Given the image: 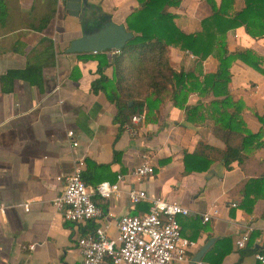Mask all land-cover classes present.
<instances>
[{
	"label": "crops",
	"instance_id": "obj_1",
	"mask_svg": "<svg viewBox=\"0 0 264 264\" xmlns=\"http://www.w3.org/2000/svg\"><path fill=\"white\" fill-rule=\"evenodd\" d=\"M1 1L0 264H81L75 239L95 223L66 222L52 205L62 186L58 177L70 174L77 165L88 186L100 181L118 185V192L107 198L92 197L110 237H114L119 215L147 210V201L129 204L126 191L134 186L148 196L187 208L177 221L181 236L195 246L185 261L173 264H211L220 253L217 264H259L253 249L264 251V147L242 152V162L232 161L228 169L207 152L205 170L184 169L185 160L188 165L191 160L186 155L197 142L218 150L226 146L227 129L216 120L217 109L211 107L224 93H212L203 81L217 69L215 41L213 52L202 59L168 45V65L182 73L178 103L172 100L176 89L172 78L155 105L142 107L141 120L128 122L134 133L124 127L118 132L114 104L90 89L97 77L96 52H65L69 41L80 35L78 19L66 15L56 0ZM86 1L124 27L126 16L141 5L140 0ZM212 1L216 7L221 2ZM243 6V0H229L223 8L231 15ZM167 11L185 34L201 32V21L212 13L206 0H179ZM224 42L230 52L250 51L264 70V35L250 36L239 25L225 31ZM100 53L109 62L108 52ZM18 71L20 75L12 74ZM103 71L109 75L110 67L103 66ZM228 71L225 95L243 103L238 116L249 131L263 130L264 143V126L257 119H264V75L237 58ZM147 96L154 100L151 88ZM193 106L197 110L187 118V108ZM231 111L226 108L224 112ZM68 130L73 132L75 146L66 136ZM239 140L237 134L226 143L233 146ZM143 161L153 167V173L129 179L127 172ZM117 175L121 176L118 181ZM212 209L216 214L203 221L202 216ZM242 233L248 234V240L237 248L235 240ZM210 238L209 247L193 262L195 252ZM214 245L216 250H211Z\"/></svg>",
	"mask_w": 264,
	"mask_h": 264
},
{
	"label": "trees",
	"instance_id": "obj_2",
	"mask_svg": "<svg viewBox=\"0 0 264 264\" xmlns=\"http://www.w3.org/2000/svg\"><path fill=\"white\" fill-rule=\"evenodd\" d=\"M140 1V7L125 18V28L132 33V37L126 40L123 47L114 54L113 58L109 59V62L105 60L102 53H95L98 59L97 77L90 83V89L94 93L101 92L108 101L114 104L116 108L114 121L118 124V132L121 131L123 124L129 122L132 115H139L144 105L149 109L150 103L153 104L158 100V96L172 81V78L176 86L172 100L176 104L182 86V73L175 72L169 67L166 51L168 45L177 46L202 59L213 52L215 41L217 69L214 73L205 75L203 81L206 84L209 83L212 93H224L222 99L211 102V107L217 109L216 120L227 129L225 137L223 136L226 146L224 150H218L197 142L195 150L186 155L191 160L189 165L185 160L184 169L185 171L205 170L209 161L203 158L207 155L216 157L228 169L232 161L236 164L242 162V152H249L260 146L264 147L261 141L263 130L249 131L238 116L243 103L240 100L232 101L228 95H225V87L229 81L228 68L233 59L241 60L263 75L264 70L258 66L256 58L250 51L230 52L226 49L224 42L225 31L239 25L244 26L250 36L264 35V0H243V8L231 15H227L223 8L229 0H221L217 7L212 0H206L212 13L209 18L201 21V32L195 34L182 33L172 22V14L167 11V8L177 5L179 0ZM3 11L4 6L0 0V17ZM103 66L110 67L109 75L104 73ZM12 74L20 75V72ZM149 88L155 96L152 101H149L147 96ZM129 101L130 105H128ZM179 106L182 105L179 104ZM226 108H232V111L224 112ZM187 109V118H189V115L197 110V106ZM257 119L264 126V119L259 116ZM237 134L240 138L237 145L232 146L226 143V140H232ZM206 152L207 155H204ZM85 164L90 169V162L86 161ZM91 166L95 167L94 164ZM81 178L85 184H88L85 181L84 171L81 172ZM215 248L214 245L211 250ZM261 249L256 248L253 251L261 252ZM262 253L264 254V251ZM221 254H218L211 264H217Z\"/></svg>",
	"mask_w": 264,
	"mask_h": 264
},
{
	"label": "built area",
	"instance_id": "obj_3",
	"mask_svg": "<svg viewBox=\"0 0 264 264\" xmlns=\"http://www.w3.org/2000/svg\"><path fill=\"white\" fill-rule=\"evenodd\" d=\"M61 0H56L60 3ZM115 51L114 53H117ZM108 58L110 54L108 52ZM141 120V114L130 117V125ZM123 124L131 134L134 128ZM66 136L73 146L76 141L73 132L68 130ZM81 167L77 165L73 171L58 180L62 182L60 192L52 200L53 207L61 218L70 223L93 221L95 225L75 239V245L81 255V264H173L187 259V253L195 246V242L180 234L178 215H186L187 208L175 201H167L159 197L148 196L143 189L128 187L126 194L130 205L139 201H147V210L142 214H121L115 220V234H107V224L101 221V210L92 197L107 198L118 192L117 183L100 181L93 187L84 183L81 178ZM153 173V167L146 161L130 169L126 176L129 179L144 178ZM121 176L117 175V181ZM27 203L23 209L27 210ZM3 212L0 206V213ZM211 213L202 216L208 220ZM99 221V223H98ZM248 234L242 233L235 240L237 248L244 247ZM259 264H264V254L256 251L253 254ZM108 261V262H107Z\"/></svg>",
	"mask_w": 264,
	"mask_h": 264
},
{
	"label": "water",
	"instance_id": "obj_4",
	"mask_svg": "<svg viewBox=\"0 0 264 264\" xmlns=\"http://www.w3.org/2000/svg\"><path fill=\"white\" fill-rule=\"evenodd\" d=\"M60 5L66 15L78 19L80 28V35L69 41L65 49L67 53L106 51L113 58L114 52L119 51L126 40L132 37V33L122 23L113 22L108 14L91 7L86 0H61ZM211 241L212 238L199 247L192 257L193 262L199 261Z\"/></svg>",
	"mask_w": 264,
	"mask_h": 264
}]
</instances>
